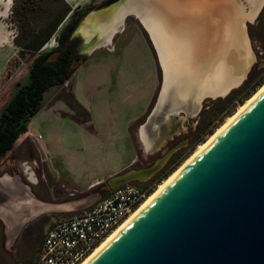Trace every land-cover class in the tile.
I'll return each instance as SVG.
<instances>
[{
    "label": "rangeland",
    "instance_id": "rangeland-1",
    "mask_svg": "<svg viewBox=\"0 0 264 264\" xmlns=\"http://www.w3.org/2000/svg\"><path fill=\"white\" fill-rule=\"evenodd\" d=\"M3 1L9 4L7 0ZM91 1L76 0L72 4L84 6ZM132 1L119 3L120 0H116L91 10L103 12L91 19L95 30H90L89 20L86 19L88 14L82 18L72 37L79 39V52L87 59L77 66L71 80L46 94L42 109L29 122L31 137L17 141L1 159L0 177L17 176L42 201L63 203L90 195L95 204L105 192L115 189L108 184L110 177L128 169H143L161 161L164 163L185 143L187 133L195 131L192 143L183 152L180 150L174 154L178 163L172 173L237 111L240 104L230 114L224 115V104L219 100L241 87L252 71L264 69V48L251 40L248 29L249 24L257 23L264 5L254 20L245 21L253 53L246 78L226 96L209 95L198 103L193 94L181 96L175 85L170 88L166 99H162L165 76L158 47L150 30L136 13H128L108 45L85 50L84 45L90 40L87 34L98 38L108 25L106 19L111 21L114 11L122 10ZM240 1L244 3L245 10L250 8L247 0ZM10 17L11 12L5 18L15 36L17 25ZM77 31L82 35H76ZM56 45L54 35L44 49L51 50ZM30 55L20 57L18 48V54L10 62V71L0 84V109L12 91V85L7 89L2 87L11 82L17 72L20 75L24 73ZM70 92L85 111L76 113L70 109L65 100ZM160 98L162 103L159 105ZM142 128L146 139L143 138ZM179 141L180 144H175ZM141 164L146 167H140ZM30 173L35 181L30 180ZM10 182L13 187L18 186L12 180ZM128 183L137 184L134 180ZM159 184L146 186L150 194ZM79 211H72L69 215ZM65 216H68L65 212L39 215L31 220L30 229L15 244L10 241L5 244L7 236L2 230L0 264H36L39 254L36 251L41 247L46 231Z\"/></svg>",
    "mask_w": 264,
    "mask_h": 264
},
{
    "label": "water",
    "instance_id": "water-1",
    "mask_svg": "<svg viewBox=\"0 0 264 264\" xmlns=\"http://www.w3.org/2000/svg\"><path fill=\"white\" fill-rule=\"evenodd\" d=\"M247 1L250 7L259 3V10L264 5V0ZM56 56L54 52L50 59ZM162 165L163 161L125 170L110 177L108 184L117 188L147 180ZM31 202L46 208L31 216ZM69 203L73 206L56 207ZM93 203L90 195L46 202L28 189L1 183L0 219L6 242L9 219L18 233L43 213L83 210ZM86 264H264V90Z\"/></svg>",
    "mask_w": 264,
    "mask_h": 264
},
{
    "label": "bare ground",
    "instance_id": "bare-ground-1",
    "mask_svg": "<svg viewBox=\"0 0 264 264\" xmlns=\"http://www.w3.org/2000/svg\"><path fill=\"white\" fill-rule=\"evenodd\" d=\"M243 4L240 0H133L126 4L122 10L114 11L111 21L106 19L108 25L98 38L95 36L91 38L90 33H86L90 40L85 43L84 47L88 51L97 46L108 45L124 24L125 16L135 12L150 30L158 47L165 76L162 99H166L170 88L175 85L181 96L188 97L193 94L199 103L205 96L225 94L230 88L242 81L246 75L253 53L245 21L252 19L257 14L260 5L253 3L252 7L245 10ZM101 13L103 12L93 11L92 15L86 17L91 26L90 30L96 28L95 24L92 23V17ZM79 34L81 33L79 32ZM262 90H264V84L242 103L237 111L229 116L206 141L201 143L176 170L164 179L156 190L81 264H86L94 254L106 245ZM141 132L143 138L146 139L144 128L141 129ZM7 179L6 177L1 178L0 182H5ZM31 203L33 206L31 216H37L46 208L42 204L34 205V202ZM70 206H73V203L61 204L56 207L65 209ZM19 212L15 214V219L21 214ZM7 224V235L12 243L17 234V226L12 219H9Z\"/></svg>",
    "mask_w": 264,
    "mask_h": 264
},
{
    "label": "trees",
    "instance_id": "trees-1",
    "mask_svg": "<svg viewBox=\"0 0 264 264\" xmlns=\"http://www.w3.org/2000/svg\"><path fill=\"white\" fill-rule=\"evenodd\" d=\"M115 1L93 0L73 8L67 0H13L10 18L18 30L14 44L19 48L20 57L25 58L28 53L31 55L26 76L13 83L11 95L0 109V161L14 148L20 135L28 130L31 118L42 109L46 94L52 88H59L71 80L77 66L87 59L86 55L79 52V39L72 37L79 22L91 10ZM248 29L251 40L257 41L264 48V7L257 23L249 24ZM54 35L57 45L51 50H45L44 46ZM54 52L57 56L51 60L50 56ZM263 83L264 69L252 71L241 87L219 100L224 104V115L244 103ZM65 100L76 113L85 111L71 92ZM176 157L173 156L152 180L136 185L146 187L161 183L178 163ZM109 193L105 192L102 197Z\"/></svg>",
    "mask_w": 264,
    "mask_h": 264
},
{
    "label": "built area",
    "instance_id": "built-area-1",
    "mask_svg": "<svg viewBox=\"0 0 264 264\" xmlns=\"http://www.w3.org/2000/svg\"><path fill=\"white\" fill-rule=\"evenodd\" d=\"M149 194L147 187L126 183L55 221L45 233L36 264H81Z\"/></svg>",
    "mask_w": 264,
    "mask_h": 264
},
{
    "label": "crops",
    "instance_id": "crops-1",
    "mask_svg": "<svg viewBox=\"0 0 264 264\" xmlns=\"http://www.w3.org/2000/svg\"><path fill=\"white\" fill-rule=\"evenodd\" d=\"M7 1L9 2V4L8 3L4 4V1L0 0V84H2V79L7 74L8 70L10 69V62H12V59H14L15 56L18 54V47L14 44V37H13L14 35L11 32L9 24L6 21V18H5L6 14H7V16L10 15L11 6H12V0H7ZM67 2L73 8L77 7L74 4H72L73 2H76V0H67ZM5 10H7V11H5ZM45 46H44V48H45ZM28 63H29V61L26 64V67H25L26 70L24 71V73L22 75H20L19 72H17L16 75L12 76L11 82H8V84H6L7 86L4 84L2 89H7L9 85H13V83L16 82L17 80L24 78L26 76V74H27V71H28ZM30 132H31L30 131V127L28 125V130L25 133H23L22 135H20V137L17 139V141H21V139H25L27 137H31ZM34 141H35L36 145H38L37 140L34 139ZM132 161H133V159H132ZM29 175H31L30 176V180L35 181L34 177H33V174L30 173ZM3 177H4V175H2L0 177V179L1 178L3 179ZM8 177L9 178L7 179V181L0 182V184L1 183H5V184L9 183L11 186H13L12 183L10 182V180H12V182H15V184L18 185L17 186L18 190H22L23 188L28 189V187L25 184H23L21 182V180L18 179L17 176L8 175ZM28 190L35 197H37L30 189H28ZM69 213H71V212H65V214H69ZM3 225H4V223H3Z\"/></svg>",
    "mask_w": 264,
    "mask_h": 264
},
{
    "label": "flooded vegetation",
    "instance_id": "flooded-vegetation-1",
    "mask_svg": "<svg viewBox=\"0 0 264 264\" xmlns=\"http://www.w3.org/2000/svg\"><path fill=\"white\" fill-rule=\"evenodd\" d=\"M188 135L186 136V137H184V140H185V143H183V139H182V146H180L178 149H177V151H180V150H182V152L192 143V141H193V139H194V135H195V131H190V132H188L187 133ZM146 135V134H145ZM146 138V137H145ZM181 142L179 141V142H175V144H180ZM176 151V152H177ZM176 152L175 153H173L164 163H163V165H162V167L156 172V173H154L151 177H149L147 180H144V181H140V180H134L135 182H137V183H147L148 181H150V180H152L163 168H165L166 166H167V164L170 162V160L173 158V156H174V154H176ZM140 167H146L144 164H141L140 165ZM30 222V223H29ZM29 222H27L19 231H18V233L16 234V237H15V239L13 240V243L15 242H17V241H20L24 236H25V233L26 232H28V229H30L29 227H30V225H31V223L33 222V221H29ZM0 223H1V225H2V227H1V233H2V230H3V232L5 231L4 229V225H3V221H1L0 220ZM14 243V244H15ZM5 244H6V240H5ZM40 249H41V247L39 248V250H37L36 251V253H38V251H40ZM38 256V255H37Z\"/></svg>",
    "mask_w": 264,
    "mask_h": 264
}]
</instances>
